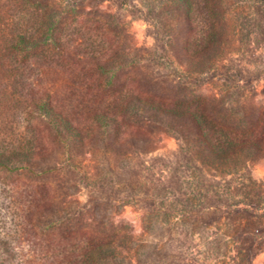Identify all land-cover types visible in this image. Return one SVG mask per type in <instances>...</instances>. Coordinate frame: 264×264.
<instances>
[{
	"label": "rangeland",
	"instance_id": "rangeland-1",
	"mask_svg": "<svg viewBox=\"0 0 264 264\" xmlns=\"http://www.w3.org/2000/svg\"><path fill=\"white\" fill-rule=\"evenodd\" d=\"M0 264H264V0H0Z\"/></svg>",
	"mask_w": 264,
	"mask_h": 264
},
{
	"label": "trees",
	"instance_id": "trees-1",
	"mask_svg": "<svg viewBox=\"0 0 264 264\" xmlns=\"http://www.w3.org/2000/svg\"><path fill=\"white\" fill-rule=\"evenodd\" d=\"M21 44H20V42H19V45H17V48H19V46H20ZM41 106V108L43 107V105H40ZM56 119V118H55ZM52 120H54V118H52ZM56 120H59L58 118L56 119ZM57 123H59V122H57Z\"/></svg>",
	"mask_w": 264,
	"mask_h": 264
}]
</instances>
